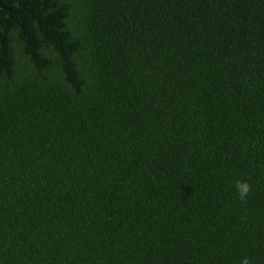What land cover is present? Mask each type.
<instances>
[{"label": "trees", "instance_id": "16d2710c", "mask_svg": "<svg viewBox=\"0 0 264 264\" xmlns=\"http://www.w3.org/2000/svg\"><path fill=\"white\" fill-rule=\"evenodd\" d=\"M244 257L264 264V0H0V264Z\"/></svg>", "mask_w": 264, "mask_h": 264}, {"label": "clouds", "instance_id": "9594fccd", "mask_svg": "<svg viewBox=\"0 0 264 264\" xmlns=\"http://www.w3.org/2000/svg\"><path fill=\"white\" fill-rule=\"evenodd\" d=\"M234 187L241 201H244L252 190L251 184L246 179H238L234 182ZM241 264H250L249 258L244 257Z\"/></svg>", "mask_w": 264, "mask_h": 264}]
</instances>
